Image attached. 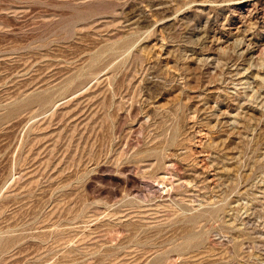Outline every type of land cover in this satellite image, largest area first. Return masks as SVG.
<instances>
[{"label":"rangeland","instance_id":"obj_1","mask_svg":"<svg viewBox=\"0 0 264 264\" xmlns=\"http://www.w3.org/2000/svg\"><path fill=\"white\" fill-rule=\"evenodd\" d=\"M0 264H264V0H0Z\"/></svg>","mask_w":264,"mask_h":264}]
</instances>
